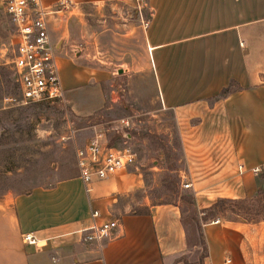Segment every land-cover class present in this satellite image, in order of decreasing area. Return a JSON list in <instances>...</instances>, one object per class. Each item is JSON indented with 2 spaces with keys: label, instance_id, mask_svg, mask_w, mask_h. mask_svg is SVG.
I'll use <instances>...</instances> for the list:
<instances>
[{
  "label": "crops",
  "instance_id": "crops-1",
  "mask_svg": "<svg viewBox=\"0 0 264 264\" xmlns=\"http://www.w3.org/2000/svg\"><path fill=\"white\" fill-rule=\"evenodd\" d=\"M71 2L73 8L81 3L135 4L134 0ZM144 4L148 24L139 33L147 51L146 87L154 92L153 116L167 112L170 131L178 136L180 186L188 184L186 191L198 214L216 198L253 196L259 174L250 168L264 162V0H145ZM52 29H57L55 23L50 24L51 40ZM53 43L63 90L109 77L106 70L75 64L62 43ZM256 56L263 57L257 61ZM230 80L234 88L220 95ZM134 98L140 101V96ZM104 137L107 146L115 147L112 137ZM129 168L84 184L75 166V173L52 185L0 194V264H182L189 227L181 221L180 201L140 211L127 210L131 200L118 205V196L143 187L141 172ZM94 210L97 216L92 217ZM107 219H115L117 226L101 247L72 231ZM214 219L218 222H211ZM24 233L46 245L24 243ZM200 233L204 245L200 264H220L225 257L229 264H264V219L246 222L213 216L201 223Z\"/></svg>",
  "mask_w": 264,
  "mask_h": 264
},
{
  "label": "rangeland",
  "instance_id": "rangeland-1",
  "mask_svg": "<svg viewBox=\"0 0 264 264\" xmlns=\"http://www.w3.org/2000/svg\"><path fill=\"white\" fill-rule=\"evenodd\" d=\"M144 5L138 13L136 3H81L59 20L51 19L50 24L55 23L57 28L52 29V42L62 43L67 57L75 64L98 67L110 75L105 81H85L64 90L61 100L21 106L1 101L3 96L16 95V89L9 62L12 26L0 9V194L24 193L33 187L52 185L76 172V147L98 132L111 138L121 131V137L111 138L112 145H127L135 152L129 170L141 172L143 187L128 196H118L117 204L126 205L131 200L127 210L140 211L153 204L180 201L184 218L201 215L187 188L178 182L176 170L182 165L181 151L178 136L170 131L168 113L159 117L152 114L157 108L153 89L146 87L147 51L139 33L140 17L149 16ZM262 57L256 56L257 61ZM116 68L125 72L117 73ZM137 95L139 102L134 98ZM124 118L129 125L119 127L118 120ZM259 176L260 173L257 190L260 189L261 198L264 181ZM143 200L148 205H137ZM187 227L188 239L180 262L198 264L204 248L198 232L191 224Z\"/></svg>",
  "mask_w": 264,
  "mask_h": 264
},
{
  "label": "built area",
  "instance_id": "built-area-1",
  "mask_svg": "<svg viewBox=\"0 0 264 264\" xmlns=\"http://www.w3.org/2000/svg\"><path fill=\"white\" fill-rule=\"evenodd\" d=\"M135 3L139 13L144 0H135ZM0 6L12 26L10 35L12 49L9 62L13 80L18 88V94L3 96L2 103L9 106H21L61 100L64 90L55 60L54 43L49 34L50 20L61 17L72 9L74 4L71 0H55L51 4H44L41 0H0ZM140 22L143 28L148 24V20L141 17ZM118 124L119 127H127L129 122L127 118H124L118 120ZM104 138V134L98 132L82 146L74 149L77 177L84 184L125 170L135 161V152L129 146L120 148L107 146ZM237 169L241 170L242 165H238ZM250 171L253 174L264 172V162L250 168ZM181 186L185 188L188 184L183 183ZM91 216H97V211H92ZM211 222H218V220L214 219ZM116 226L115 219H107L72 231L79 232L85 241L101 247L111 239V232ZM22 241L36 248L46 245L45 241L37 239L31 233L22 234ZM229 262L230 259L225 257L220 264H229Z\"/></svg>",
  "mask_w": 264,
  "mask_h": 264
},
{
  "label": "trees",
  "instance_id": "trees-1",
  "mask_svg": "<svg viewBox=\"0 0 264 264\" xmlns=\"http://www.w3.org/2000/svg\"><path fill=\"white\" fill-rule=\"evenodd\" d=\"M13 83L16 89V94H18V88L14 80H13ZM233 84L234 83L230 80L229 84L226 87L221 89L220 95H224L228 93L229 91H231L234 88L232 87ZM39 103H43V102H39ZM259 177L261 178V181H264V172L260 173ZM262 195L263 196L260 198L259 197L260 189H258L253 196L243 198V199L216 198L211 205H209L207 208L200 211L201 213L200 216L194 218L193 217L194 215L190 214L188 218L191 220V222H189V219L187 217H186L187 219L183 217V213L181 216V221L184 224V226L191 224L192 227L195 229V231L198 232L200 236L201 223L207 222L213 216L222 217L223 219L230 220V221H239L241 219L246 222H249V221L256 222L258 220H263L264 219V204L262 201H264V189H263ZM182 199L186 200L185 197H182ZM199 238L201 242H203L202 237H199ZM203 248H204V245H203ZM200 262L198 264H200Z\"/></svg>",
  "mask_w": 264,
  "mask_h": 264
},
{
  "label": "water",
  "instance_id": "water-1",
  "mask_svg": "<svg viewBox=\"0 0 264 264\" xmlns=\"http://www.w3.org/2000/svg\"><path fill=\"white\" fill-rule=\"evenodd\" d=\"M123 70L121 68H116L117 73H121ZM124 136L129 137L128 134H124Z\"/></svg>",
  "mask_w": 264,
  "mask_h": 264
}]
</instances>
